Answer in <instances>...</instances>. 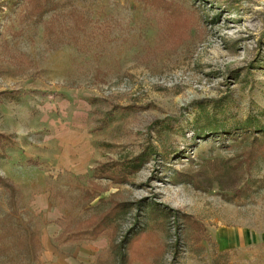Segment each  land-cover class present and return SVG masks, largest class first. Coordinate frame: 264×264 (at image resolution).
Instances as JSON below:
<instances>
[{
  "label": "rangeland",
  "instance_id": "obj_1",
  "mask_svg": "<svg viewBox=\"0 0 264 264\" xmlns=\"http://www.w3.org/2000/svg\"><path fill=\"white\" fill-rule=\"evenodd\" d=\"M51 1L36 14L32 0H0V92H12L0 96V133L16 143L0 175L22 189L19 215L41 231L36 264H98L100 255L118 264L108 236L54 242L65 219L101 215L111 200L130 205L115 243L138 234L157 252L151 264H264V252H224L219 241L225 228L264 231V161L246 160L248 148L229 137L195 132L206 113L218 121L213 106L224 102L225 125L249 114L264 125V0ZM144 150L149 160L128 182L93 176ZM165 150L175 153L169 162ZM92 186L93 202L83 195ZM151 208L171 218L152 222ZM10 212L0 188V219ZM0 264L28 263L13 251Z\"/></svg>",
  "mask_w": 264,
  "mask_h": 264
},
{
  "label": "trees",
  "instance_id": "obj_2",
  "mask_svg": "<svg viewBox=\"0 0 264 264\" xmlns=\"http://www.w3.org/2000/svg\"><path fill=\"white\" fill-rule=\"evenodd\" d=\"M145 3H151V0H141ZM34 2L35 13L43 14L45 7L52 4L51 0H32ZM56 5V4H55ZM81 25L84 24L83 16H78ZM80 26V25H77ZM83 30V28L78 27ZM55 39H59L56 32L50 33ZM77 45L75 39H72ZM81 50V49H80ZM12 94L10 91L0 92V96H8ZM229 102L217 103L213 106V115L220 117L218 121L212 122L208 113L205 114L206 127L196 128L195 132L198 136H205L207 134H217L220 139H233L238 143L248 148L244 152L246 160L256 161L262 159L264 161V125L258 123L256 117L252 114L247 116L245 121L231 123L225 125L224 121L227 119ZM221 121V122H220ZM223 123V124H222ZM204 131V134H199V131ZM207 137V136H206ZM202 139V137H201ZM12 135L0 133V157L4 156V151L8 146L15 145ZM150 153L146 150L132 160L123 162L121 164L113 162V164L105 163L98 166L94 170V177L100 179H109L114 183H126L129 176L134 175L139 169L149 160ZM175 153L165 150L162 157L166 162L174 158ZM35 160H29V166H38ZM83 190L84 198L93 202L98 198L97 189L93 188ZM0 188H2L9 196V203L11 212L0 219V257L7 256L13 251H18L24 256L28 264H36L39 260L42 251L41 231L34 228L30 222L25 221L19 215V207L24 199L22 190L10 179L0 175ZM111 207L101 215H92L89 219L82 222H75L72 218L65 219L63 223V232L55 238L54 242L58 248L79 244L83 242H93L101 236H108L111 240L110 250L116 254L118 264H133L134 261H139L142 264H151V258L157 252L148 250L147 252L138 245L140 236L135 235L130 239L128 237L121 245L115 243V235L117 232L116 221L119 216L128 211L130 205L128 203H117L116 200H111ZM171 218L170 213L163 210L151 208V221H157L158 224L166 223V220ZM185 224L196 230L197 234H207L206 228L196 221L192 216L184 215L182 217ZM151 240L156 241L153 234H149ZM147 236V235H146ZM140 246V247H139ZM102 255L98 256V264H104Z\"/></svg>",
  "mask_w": 264,
  "mask_h": 264
},
{
  "label": "crops",
  "instance_id": "obj_3",
  "mask_svg": "<svg viewBox=\"0 0 264 264\" xmlns=\"http://www.w3.org/2000/svg\"><path fill=\"white\" fill-rule=\"evenodd\" d=\"M219 241L221 242V249L224 252L235 250L247 251L252 248L254 251H258V254L264 252V231L255 228H225Z\"/></svg>",
  "mask_w": 264,
  "mask_h": 264
}]
</instances>
